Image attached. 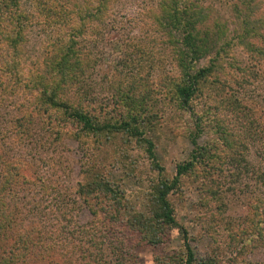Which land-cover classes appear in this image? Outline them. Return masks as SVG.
<instances>
[{"label":"trees","instance_id":"1","mask_svg":"<svg viewBox=\"0 0 264 264\" xmlns=\"http://www.w3.org/2000/svg\"><path fill=\"white\" fill-rule=\"evenodd\" d=\"M215 1L228 5L232 27L214 0H157L148 15L165 36L174 71L159 75L154 84L145 77L124 81L120 74L113 75L109 86L112 103L94 107L79 86L95 62L81 40L94 33L92 23H102L115 0H0V90L22 95L18 113L10 119L11 134L19 142L40 122L58 140L63 123L74 126L68 133L79 141L83 160L73 193L90 215L80 233L99 252L91 257L95 264H133L137 248L165 243L172 230L179 234L182 248L155 255V264H216L213 256H195L170 196L180 192L185 177L191 182H212L211 176L222 170L225 160L247 165V140L253 139L251 130L245 131L248 120L242 114L241 121L236 118L240 124L231 116L216 117L215 104L201 111L194 108L203 95L221 96L229 89L222 101L232 113L239 105L230 85L249 84L264 71V0ZM35 18L59 26L60 32L47 42L40 60L25 67L26 32ZM235 49L244 59L230 55ZM136 50L142 53L138 48L127 52L131 56ZM157 94L166 98L173 112H187L193 125L187 135L192 148L186 159L174 164L171 176L164 174L154 152L152 135L160 117ZM205 123L217 137L197 143ZM134 148L142 151L148 168L157 176L149 180L141 208L126 213L129 206L124 188L106 166L121 161L135 176L136 165L128 157ZM104 150L108 153L101 157L98 152ZM255 150L264 157V133ZM26 173L25 162L0 151V264H57L52 255L47 259L38 251L36 258L37 253H32L35 245L26 241L33 236L31 228L7 241L15 216L5 198L27 183ZM260 175L264 189V173ZM244 228L241 233L246 232L248 242L264 244V193L249 206ZM103 246L108 248V260ZM61 264L72 263L63 260Z\"/></svg>","mask_w":264,"mask_h":264},{"label":"rangeland","instance_id":"2","mask_svg":"<svg viewBox=\"0 0 264 264\" xmlns=\"http://www.w3.org/2000/svg\"><path fill=\"white\" fill-rule=\"evenodd\" d=\"M156 2L115 0L105 20L92 23L94 33L83 36L81 45L89 50L95 62L82 76L79 86L94 107L112 103L109 86L113 75L120 74L124 81L145 77L154 84L159 75L174 71L165 36L156 30L148 15ZM24 7L27 8V4ZM216 7L232 27L228 5L217 3ZM28 10L31 8L28 7ZM59 29V26H50L40 19L33 20L26 32L22 56L25 67H31L34 61L40 60L45 45L57 36ZM132 48L142 49V53L136 50L130 56L127 49ZM230 55L235 59H244L240 50L235 49ZM230 87L239 105L234 106L232 113L230 106L222 101L229 89L222 91L221 96L215 93L206 97L203 95L195 102L194 110L201 111L215 104L218 107L216 117L231 116L233 120L239 117L241 121L242 114L248 120L245 131L250 129L253 139L247 140L248 149L244 156L247 165L243 167L241 162L225 160L222 170L211 176L212 182H191L185 177L180 192L172 194L170 201L176 219L188 232V242L195 256H213L216 264H257L264 262V244L248 242L246 232L241 231L245 229L249 206L262 198L264 193L260 175L264 173V157L256 154L255 150L258 138L264 133V71L259 72L258 78L252 79L249 84L241 87L231 84ZM155 97L160 117L152 135L154 152L159 164L164 167V174L171 176L174 164L186 159L192 148L187 136L193 128L192 120L187 112H173L164 96L157 94ZM21 102L20 93L0 90V151L11 159L25 162L27 169V183L5 198L15 216L13 227L6 233L7 241L12 242L17 233H25L24 229L31 228L33 236L26 241L35 245L32 253H37L36 258L42 253L47 259H51L52 255L57 264L63 260H70L72 264H95L91 257L99 252L80 233L90 215L87 207L73 193L83 160L79 141L72 139L68 133L74 126L69 122L63 123L60 138L54 140L50 131L36 122L29 137L17 142L11 134L10 119L18 113ZM240 121L237 119L236 123L240 124ZM215 137L205 123L196 142L202 143ZM107 153L108 150L98 152L101 157ZM128 153L136 165L135 176L128 173L121 161H111L106 166L112 178L124 188L129 206L125 209L126 213L141 208L149 180L157 176L156 171L148 168L141 150L134 148ZM181 248L180 236L172 230L165 243L137 248L133 264H155V255L173 253ZM107 249L106 260L109 258ZM36 263L47 264L43 261Z\"/></svg>","mask_w":264,"mask_h":264}]
</instances>
